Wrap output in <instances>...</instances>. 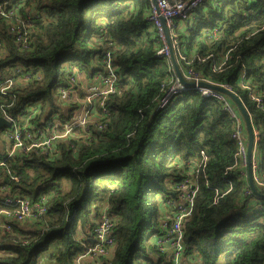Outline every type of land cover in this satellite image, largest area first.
I'll return each instance as SVG.
<instances>
[{
  "label": "trees",
  "instance_id": "trees-1",
  "mask_svg": "<svg viewBox=\"0 0 264 264\" xmlns=\"http://www.w3.org/2000/svg\"><path fill=\"white\" fill-rule=\"evenodd\" d=\"M14 4L16 16L30 17L32 43L18 51L0 18V82L14 78L16 70L30 75L19 78L24 81L15 78L12 115L39 104L35 123L44 125L42 120L59 108L55 91L71 79L79 83L95 73L107 36L119 46L113 60L121 92L106 101L107 113L97 107L96 118L104 129L94 132V140L60 143L55 161L38 153L5 160L0 150V160L19 176L18 182L8 183L12 193L31 201L48 197L41 223H33L30 230L14 226L11 235L0 237V264H73L91 245L105 203L108 214L116 217L115 246L112 257L100 264H170L152 236L160 232L161 206L173 196L171 186L187 175L178 165L198 158L200 151L207 163L198 179L194 211L184 223L185 255H196L199 264H264V204L253 201L264 199L246 194L248 181L231 168L233 119L221 103L193 90L157 109L169 74L166 61L156 56L158 40L147 21L150 1ZM180 45L185 56L203 60L194 59L195 72L228 83L240 96L264 153V114L237 84L244 70L245 80L264 98V0H206L185 21ZM225 56V64L214 71ZM216 193L224 195L213 204Z\"/></svg>",
  "mask_w": 264,
  "mask_h": 264
},
{
  "label": "built area",
  "instance_id": "built-area-1",
  "mask_svg": "<svg viewBox=\"0 0 264 264\" xmlns=\"http://www.w3.org/2000/svg\"><path fill=\"white\" fill-rule=\"evenodd\" d=\"M16 0L0 1V18L6 21L8 33L12 35L18 51H26L32 43L30 36V17L23 19L14 14ZM150 9L147 21L158 40L156 56L164 59L168 65L169 79L162 84L157 109H163L174 100L181 97L188 90H193L207 99L215 100L223 106V109L233 119V132L231 138L234 141L235 153L232 169L241 179L248 181V157H247V133L244 120L237 110L233 101L225 94L205 86L195 85L187 87L180 83L173 64L171 54L176 62L182 65L179 70L187 82L198 83L200 81L211 85L222 87L235 94L248 112L240 96L228 83H216L202 77L192 68L194 59L202 62L196 55L187 57L183 54L180 45V34L184 30V23L192 13L206 0H149ZM166 31L168 36L166 35ZM104 52L99 58L98 65L94 66L95 73L89 80L80 81L73 79L66 87H59L55 94L58 96V107L42 120V124L35 123L41 108L39 104L29 106L22 114L14 116L9 109L14 105L16 94L14 93L15 78L23 77L29 79V74H19L16 70L14 78L6 77L0 82V117H3L9 127L0 129V143L3 146L7 160L25 157L31 153H38L47 160L55 161L60 158L59 144L69 142L71 139L79 141H93L94 132L104 129L103 122L96 116L97 107L105 114L106 101L113 95L121 92L119 87L118 67L114 64L113 53L119 49L108 36L104 37ZM4 50L0 43V52ZM227 60L223 57L214 71L220 70ZM78 73V72H77ZM244 70L238 73L237 84L245 92L248 101L264 114V98L259 90L252 87L245 80ZM81 102V111L78 115L75 110ZM73 107H76L73 109ZM249 119L253 129L254 145L250 158L251 177L254 186L264 191V153L258 148L259 132L255 129L251 115ZM91 127V129H90ZM207 163V155L200 151L198 158L182 161L178 167L187 170L186 177L171 186L173 196L169 197L161 206L160 232L152 236L157 250L166 256L170 264H199L196 255L186 256L184 245V223L190 218L194 211L195 200L199 192V177L204 173ZM19 176L12 173L6 162L0 160V237L11 235L14 226L31 229L33 223H41L48 211L46 195H41L37 201H31L29 197L12 193L9 182H18ZM231 187H229V190ZM251 192L247 189L246 194ZM223 194L216 193L213 200L215 204ZM116 221L115 216L108 214V205L105 203L100 208V215L93 228V243L84 251L80 252L73 264H82L87 257L96 258L100 264L102 258L109 259L115 246V238L112 229ZM78 235V239H81Z\"/></svg>",
  "mask_w": 264,
  "mask_h": 264
},
{
  "label": "water",
  "instance_id": "water-1",
  "mask_svg": "<svg viewBox=\"0 0 264 264\" xmlns=\"http://www.w3.org/2000/svg\"><path fill=\"white\" fill-rule=\"evenodd\" d=\"M166 35L168 36L167 31H166ZM171 62L173 64V67L175 69V73H176L180 83L183 84L184 86L193 87V86H195L197 84L199 86H205V87H208V88H212V89H214L216 91H219V92L227 95L233 101V103L235 104L237 110L240 112V114H241V116H242V118L244 120L246 133H247L248 184H249L251 192L256 197L264 199V194H261L257 190V188L253 184L252 177H251L250 158H251V153H252V149H253V145H254V135H253V129H252V125H251V122H250V119H249L248 112L246 111V109L242 105V103L239 100V98L235 94H233L231 91H228V90H226V89H224L222 87H219V86L211 85V84L203 82V81H200L198 83L185 81L183 79V77H182V74H181V72L179 70V66H178V64L176 62V59H175L173 53L171 54ZM9 126H10V124L3 117H0V129L4 128V127H9ZM91 243H93V242L91 241Z\"/></svg>",
  "mask_w": 264,
  "mask_h": 264
},
{
  "label": "crops",
  "instance_id": "crops-1",
  "mask_svg": "<svg viewBox=\"0 0 264 264\" xmlns=\"http://www.w3.org/2000/svg\"><path fill=\"white\" fill-rule=\"evenodd\" d=\"M96 118L95 115H93V119ZM26 230H29V227H26ZM79 236L81 237L82 235L79 234ZM113 255V253H111V256ZM97 263V260L96 258H93V257H87L83 260L82 264H96Z\"/></svg>",
  "mask_w": 264,
  "mask_h": 264
},
{
  "label": "rangeland",
  "instance_id": "rangeland-1",
  "mask_svg": "<svg viewBox=\"0 0 264 264\" xmlns=\"http://www.w3.org/2000/svg\"><path fill=\"white\" fill-rule=\"evenodd\" d=\"M80 111H81V102L78 104V108L75 110V114L76 115H78L79 113H80ZM93 121H94V119H93ZM90 129H91V127H90ZM0 150H2L3 151V154H4V150H3V146L1 145V143H0ZM253 201L255 202V204H259V205H261V204H264V201L263 202H260V201H258L257 199H253Z\"/></svg>",
  "mask_w": 264,
  "mask_h": 264
},
{
  "label": "bare ground",
  "instance_id": "bare-ground-1",
  "mask_svg": "<svg viewBox=\"0 0 264 264\" xmlns=\"http://www.w3.org/2000/svg\"><path fill=\"white\" fill-rule=\"evenodd\" d=\"M60 156V153H59ZM4 159L6 160L7 158L5 157V154H3ZM107 204V203H106ZM93 236V235H92ZM91 236V241L93 242V237Z\"/></svg>",
  "mask_w": 264,
  "mask_h": 264
}]
</instances>
